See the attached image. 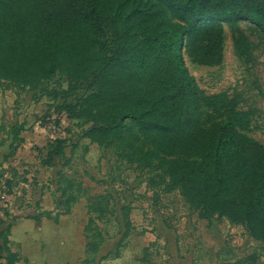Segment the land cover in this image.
<instances>
[{"label":"rangeland","instance_id":"1","mask_svg":"<svg viewBox=\"0 0 264 264\" xmlns=\"http://www.w3.org/2000/svg\"><path fill=\"white\" fill-rule=\"evenodd\" d=\"M156 2L117 0L127 4L125 16L109 15L142 46L144 35L158 29L150 18ZM141 8L147 16L138 28L130 17ZM6 10L40 27L32 0L11 1ZM165 17L173 27L186 25L168 9ZM222 27L219 64L194 62L184 51L185 64L210 100L208 112L227 104L221 114L264 144V33L244 20ZM189 32L208 46L204 29ZM112 33L101 42L119 45ZM5 40L0 31V263L11 253L15 264H264V240L247 223L235 224L171 186L166 161L198 159L192 145L149 121L93 132L98 125L84 102L95 78L75 80L57 67L38 79L22 77ZM86 41L66 56L89 54Z\"/></svg>","mask_w":264,"mask_h":264},{"label":"trees","instance_id":"2","mask_svg":"<svg viewBox=\"0 0 264 264\" xmlns=\"http://www.w3.org/2000/svg\"><path fill=\"white\" fill-rule=\"evenodd\" d=\"M11 1L24 0H0V31L13 70L33 79L45 76L52 67L75 80L94 77L96 90L84 102L85 111L93 114L98 125L93 132L108 135L134 120L175 133L196 149L199 158L166 161L171 186L190 202L211 203L235 224L247 223L264 240V144L243 134L221 114L228 110L227 104L208 112L210 100L184 59L186 51L194 62L219 64L225 21H249L264 33V0H157V13L150 18L158 20V29L144 35L142 46L110 17V11L115 12L114 18L125 16L127 4L118 5L117 0H32L40 8L39 28L6 13ZM166 9L186 25H169ZM146 16L141 8L133 11L130 22L141 28L139 22ZM194 26L207 32V47L189 32ZM110 32L119 45L101 42ZM87 38L92 42L89 54L66 56L78 53ZM46 52L42 61H33ZM16 260L10 253L2 262L15 264Z\"/></svg>","mask_w":264,"mask_h":264},{"label":"built area","instance_id":"3","mask_svg":"<svg viewBox=\"0 0 264 264\" xmlns=\"http://www.w3.org/2000/svg\"><path fill=\"white\" fill-rule=\"evenodd\" d=\"M50 130L53 132V133H56L58 131V127L55 123H52V125L50 126ZM2 205L3 207L5 206L6 207V202H5V199H3L2 201Z\"/></svg>","mask_w":264,"mask_h":264}]
</instances>
